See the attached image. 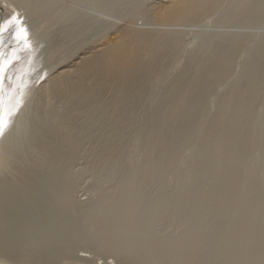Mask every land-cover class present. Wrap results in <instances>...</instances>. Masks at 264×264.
Listing matches in <instances>:
<instances>
[{
    "label": "rangeland",
    "instance_id": "374dc122",
    "mask_svg": "<svg viewBox=\"0 0 264 264\" xmlns=\"http://www.w3.org/2000/svg\"><path fill=\"white\" fill-rule=\"evenodd\" d=\"M43 1L48 0L39 3ZM56 1L39 19H27L34 38V30L41 34L40 23L51 19L41 39L52 52L61 49L56 52L60 61L70 63L127 24L153 33L172 30L181 43L179 53L171 54L162 67L171 74L170 83L153 81L121 95L113 86L87 87V100L55 92L19 114L1 149L15 159L2 179L9 184L0 183V249L17 252H9L11 261L5 264L24 258L35 264H79L74 260L81 254L91 257L89 264L110 261L117 247L124 248L123 235L132 231L138 237L142 229L146 232L138 243H147L150 253L130 264L176 262L185 250L195 264H226L230 256L246 261L244 248L264 240V125L260 151L245 161L252 169L262 164L246 180L247 192L229 191L239 180L236 174L218 180L202 170L214 160L213 149L240 141L228 137L233 127L244 136L264 120V74L257 83L246 80L248 74L234 78L241 66L257 65L254 60L242 62L264 43V10L235 9L230 0L223 14L201 18V26L163 27L151 15L163 0H142L143 5L140 0ZM39 3L31 0L25 12ZM263 7L264 0H258L256 9ZM215 32L229 37L215 41L214 47L235 46V52L230 66L209 75L197 65L210 54L198 52L194 65L191 55L206 33ZM254 89L259 96L243 111L247 120L239 119L243 123L222 133L216 126L219 116L251 102ZM231 91H237L236 102L228 104ZM199 153L203 157L194 164ZM16 158L31 159V165ZM250 225L260 233L244 239ZM193 230L199 231L202 247L189 251ZM240 242L243 248L237 251ZM161 243L170 249L152 257L151 245ZM129 249L139 254V245ZM118 260L129 257L120 255Z\"/></svg>",
    "mask_w": 264,
    "mask_h": 264
},
{
    "label": "bare ground",
    "instance_id": "6f19581e",
    "mask_svg": "<svg viewBox=\"0 0 264 264\" xmlns=\"http://www.w3.org/2000/svg\"><path fill=\"white\" fill-rule=\"evenodd\" d=\"M30 1L31 0H0V15H4L3 17L0 16V26L8 29V21L14 16L18 21L17 27L0 33V64L5 68L2 83H0V110H2L4 120V131L3 134H0V183L2 184L9 182L2 179H4L7 172L10 171V167L15 159L12 158V153L10 155L2 154L1 149L8 135L12 132L11 129L14 130L15 122L19 114H21L27 106H31L32 103L35 104V101L40 98L44 96L49 97L55 92H70L80 95L82 99L87 100L91 97L89 93L86 94L83 92V89L87 87L100 90L108 86H113L116 88L118 94L121 95L131 90L135 91L137 87H142L153 81L160 83L166 81V83H170L171 74L168 75L167 71H162V67L171 54L175 55L177 52L179 53V46L181 43L180 36L172 30H161L158 31L159 33H153L148 30L140 29L136 25L127 24L125 28L116 31L113 36L107 37L106 41L93 46L90 51H85L82 55L76 57L75 60L71 59V61L69 59L71 62L66 63L65 60L60 61L59 57H57L58 53L56 52L61 49L52 52L53 49L50 50V46H47L41 39L43 33L49 28L51 19H45L40 23L42 28L40 36H38L34 30L36 35L35 38L28 27L31 21H29L27 17L32 20L39 19L40 15L52 9L57 1L48 0L45 2L43 1L44 3H39L41 0H35L36 3H39L36 4L37 8L25 12L26 8H28L27 3ZM114 1L118 2L117 0ZM228 1L230 0H163L164 3H159L151 15L158 21L159 25H163V27L175 25L201 26L198 25L201 18L213 16L214 13L218 16L223 14L227 10ZM233 1H231V3L233 2L235 4H230L229 2V6L235 5L236 8L233 6L235 9L240 8L249 11L252 10L254 12L264 10V7L259 10L256 9L258 0ZM139 3L143 5L142 0H140ZM69 9L75 10V6L70 5ZM69 11L64 12L65 14L62 15L61 21L68 16ZM206 34H208L207 39L205 38L204 41L193 48L195 53L191 55V61L194 65L195 57L198 52H208L211 56L210 59L205 63L196 64L198 66V71L201 73L204 71V73H208L209 75H216L219 73V70H223L227 65H231L235 46L229 47L225 44L224 46L214 47L215 41L220 40V38H228L229 33L215 32ZM244 47H246V49L248 48L246 45ZM248 49L246 51H248ZM263 51L264 43L253 50V53L248 51L251 53V59H243L242 63L248 60L249 63L251 60H254L257 65L253 67L241 66L239 71L235 73L234 78L240 80L242 75L245 78V76H247L246 74H248V77L245 79L249 82L255 80L257 83L256 79H259L264 74V60H261ZM42 55H44L43 58ZM42 63L43 66L40 68ZM260 85H263V83ZM257 91H259V88ZM257 93L258 92L255 90L252 94L251 102H249L251 100L249 99V101L247 100L246 102L239 103L233 106L234 109L232 108V113H223L219 116V121L217 120L218 124H216V126L218 125L217 127L220 128L219 130H221L222 133L229 127L232 129L234 124L238 126L240 122L243 123V121L239 119L245 120L247 118H245V113H243V111L246 112L247 107L257 99L259 96H257ZM236 95L237 91H231L227 103H235ZM263 125L264 120L262 122L259 120L254 127L252 126L253 129L251 128L248 134L246 133L248 129L245 130L244 136L241 135L242 133L235 130L236 127H233L234 130L228 132V137L233 140L234 138L236 140L240 137V141L238 140L239 142H237V144H233L230 147L227 146L228 148H221L220 146L213 149L211 158H214V160L211 161L206 169L202 170V174H209L218 180L225 178L228 174H236L239 180L229 187V191L236 190L240 194L247 192L248 187L246 180L256 173L257 169H259L262 164H258L255 169H252L253 167H248L249 165L247 166L245 161L249 155H252V153L257 155L260 151V130ZM13 126L14 128H12ZM202 154L203 153H199L198 156H195L196 158L194 157V164L201 161L203 157ZM16 159V162H22L23 164H21L24 166H30L32 162V160L28 158ZM240 159L242 161H240ZM247 162L249 161L247 160ZM35 166L36 164L34 167ZM17 168L20 169L21 167ZM28 169L30 170V168ZM31 170L34 171L33 167ZM22 171L20 173H22ZM139 173L141 174V172ZM250 226V228L246 229L244 239L255 233H260V231L255 229L257 227L253 225ZM145 232L146 230L142 229V233L138 237H135L132 231H128L123 235L122 239L124 248L117 247V250L113 252L112 257L114 259L97 262L96 264H130L136 257H147V254L150 253L149 245L147 243H138L139 239L144 238ZM128 237L131 239L126 241ZM199 238V231L193 230L191 233V241L186 246V249L189 251L199 250L202 247ZM6 241L7 240L4 242ZM133 245H139L138 255L131 253L132 251L129 247ZM170 247L171 245H163L162 243L155 247L151 245L152 257L166 253ZM248 247L250 248H244V252L247 254L246 261L234 260V258L230 256L226 264H264V240L260 239L252 245H248ZM242 248V242L235 246L237 251ZM6 250L7 249L4 250L3 248L0 249V264L11 261L9 260L11 256L8 254L9 252L11 253V251ZM185 251L180 252L176 262L168 260L165 264H195L190 259L189 252ZM15 253L17 254V252ZM14 254H12V256H14ZM120 255H127L129 260L119 261L118 258H120ZM5 257H7L6 260ZM89 257L88 254H81L74 261L79 262V264H89L91 260V257ZM17 263L35 264V262H30L29 260H25V258L19 261L17 260ZM148 263H151V260H148ZM64 264L73 263L65 262Z\"/></svg>",
    "mask_w": 264,
    "mask_h": 264
},
{
    "label": "snow or ice",
    "instance_id": "6c2138e0",
    "mask_svg": "<svg viewBox=\"0 0 264 264\" xmlns=\"http://www.w3.org/2000/svg\"><path fill=\"white\" fill-rule=\"evenodd\" d=\"M18 26L17 18L14 16L11 20L8 21V29L3 28L0 26V33H3L5 31H8L14 27ZM5 72V68L2 64H0V83H2L3 73ZM4 131V120L2 115V110H0V134H3Z\"/></svg>",
    "mask_w": 264,
    "mask_h": 264
}]
</instances>
